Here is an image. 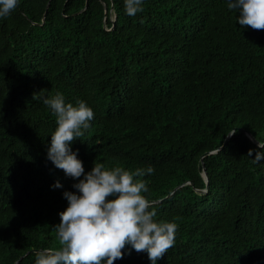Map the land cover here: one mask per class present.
Listing matches in <instances>:
<instances>
[{
	"label": "trees",
	"instance_id": "obj_1",
	"mask_svg": "<svg viewBox=\"0 0 264 264\" xmlns=\"http://www.w3.org/2000/svg\"><path fill=\"white\" fill-rule=\"evenodd\" d=\"M227 3L143 0L132 17L124 0H19L0 18V264L55 246L77 192L47 158L41 90L92 109L69 145L85 172L153 167L144 195L177 225L156 264H264V30ZM122 253L114 264H152Z\"/></svg>",
	"mask_w": 264,
	"mask_h": 264
},
{
	"label": "clouds",
	"instance_id": "obj_2",
	"mask_svg": "<svg viewBox=\"0 0 264 264\" xmlns=\"http://www.w3.org/2000/svg\"><path fill=\"white\" fill-rule=\"evenodd\" d=\"M18 3L19 0H0V18L8 17ZM142 3L143 0H124L126 14L134 17L142 12ZM227 7L238 11L241 27L264 30V0H228ZM37 94L33 99L41 100L55 115L56 127L47 158L77 180L73 184L77 192L63 193L68 204L55 225L56 244L35 250V264H114L122 259L127 245L138 253L146 252L156 264L174 246L177 225L157 219L153 204L144 195L148 187L139 178L145 173L151 175L153 167L131 171L97 162L85 172L69 145L90 127L92 109L83 100H77L75 105L66 103L60 92L45 96L41 90ZM54 187L62 185L56 181Z\"/></svg>",
	"mask_w": 264,
	"mask_h": 264
},
{
	"label": "water",
	"instance_id": "obj_3",
	"mask_svg": "<svg viewBox=\"0 0 264 264\" xmlns=\"http://www.w3.org/2000/svg\"><path fill=\"white\" fill-rule=\"evenodd\" d=\"M240 130L244 132V129H240ZM228 138H229V137H228ZM228 138L224 141V143L227 142ZM207 186H208V182H207V180H206V187H207Z\"/></svg>",
	"mask_w": 264,
	"mask_h": 264
}]
</instances>
